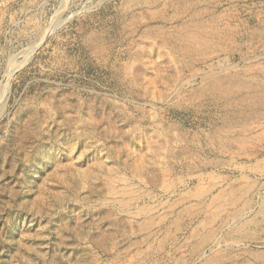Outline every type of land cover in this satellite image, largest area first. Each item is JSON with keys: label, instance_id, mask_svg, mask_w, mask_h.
<instances>
[{"label": "rangeland", "instance_id": "1", "mask_svg": "<svg viewBox=\"0 0 264 264\" xmlns=\"http://www.w3.org/2000/svg\"><path fill=\"white\" fill-rule=\"evenodd\" d=\"M263 148L264 0H0V264H133L126 247L144 232L113 246L108 219L122 217L114 198L142 193L157 206L152 245L173 233L155 264L213 250L220 264H264L251 255L264 254L259 196L230 221L256 225L234 237L229 197L216 216L194 198L240 167L263 194ZM154 167L156 188L142 180ZM183 203L191 222L175 232L166 211ZM205 233L214 242L190 255Z\"/></svg>", "mask_w": 264, "mask_h": 264}, {"label": "bare ground", "instance_id": "2", "mask_svg": "<svg viewBox=\"0 0 264 264\" xmlns=\"http://www.w3.org/2000/svg\"><path fill=\"white\" fill-rule=\"evenodd\" d=\"M123 119L125 121H129L128 118H124ZM114 130V129H113ZM223 130V129H222ZM158 132V131H157ZM163 132V131H162ZM220 132V131H219ZM223 132V131H222ZM133 134V133H131ZM161 134V133H160ZM165 136V134H162ZM172 135V134H171ZM174 135V134H173ZM175 136V135H174ZM168 137V136H167ZM172 137V136H171ZM212 137V136H211ZM160 138V137H159ZM162 138V137H161ZM164 139V138H163ZM172 139V138H171ZM175 139V138H174ZM161 140V139H160ZM168 140V139H167ZM170 140V139H169ZM168 140V141H169ZM176 140V139H175ZM163 141V140H162ZM173 141V140H172ZM261 141V140H260ZM164 142V141H163ZM167 142V141H166ZM165 142V143H166ZM171 142V141H170ZM257 143V142H256ZM260 143V142H258ZM154 144L155 146H158L161 150L162 146L160 145V141H158L156 139V141H154ZM175 144V143H174ZM173 144V145H174ZM263 144V143H262ZM165 145V144H164ZM170 145V144H169ZM260 147V146H259ZM171 148V146H170ZM255 148V147H254ZM224 149V147H223ZM264 149V148H263ZM165 150V149H164ZM220 150V149H219ZM218 150V152H219ZM257 150V149H256ZM169 151V150H168ZM171 151V150H170ZM221 151V150H220ZM165 152V151H164ZM167 152V151H166ZM247 152V151H246ZM170 153V152H169ZM259 153V152H258ZM168 154V153H167ZM242 154H244L242 152ZM240 155V156H243V155ZM251 154V153H250ZM249 155V154H247ZM255 155V154H254ZM261 155V154H260ZM239 156V157H240ZM162 157V156H160ZM163 158V157H162ZM238 158V157H237ZM256 159V158H255ZM260 159V158H259ZM164 160V159H163ZM250 160V159H249ZM263 160V159H262ZM246 161V160H245ZM260 161V160H259ZM163 162V161H162ZM261 162V161H260ZM246 163V162H245ZM262 163V162H261ZM161 164V163H160ZM246 164H249L248 162ZM163 165V163H162ZM240 165V164H239ZM238 165V166H239ZM242 165V164H241ZM262 165V164H261ZM260 165V166H261ZM264 165V164H263ZM259 166V165H258ZM166 167V166H165ZM237 167V166H236ZM240 167V166H239ZM244 167V166H243ZM251 167V166H250ZM252 168V167H251ZM249 168V169H251ZM254 168V167H253ZM262 168V167H261ZM162 169V168H161ZM238 169V168H237ZM240 174H239V178L235 179L236 183L238 184H235V181H227L228 183H225L224 185L225 186H222L220 188L217 189V191L215 193H211L213 190L212 189H209L206 191L205 188L204 190L205 191H201L200 194H195L196 196L194 197L195 200L199 203H206L207 205H210V206H213V208H215L216 213L214 212V214L216 215H219L220 214V211L222 209V202L220 200L221 197L224 198V196H227V198L229 197V202H226V208H229L232 212H231V218L227 221H224L222 227L224 226H228V230L225 232V237H234V236H237V234H240V233H245V234H249L251 231L248 229L249 226L251 225H256L254 222H255V219L254 217H250L248 219H245L244 221L242 222H238L233 224L230 223V221H232L231 219H236L237 217L240 216L241 213H246L248 212L250 209L253 208V204L255 202V197H258L259 196V200L258 202L259 203V209L258 211L259 212H264V193L262 194L260 192V187L258 188L259 186V182L256 183V181H253L249 178V175L246 173V170H243L244 168L240 167ZM260 169V167H259ZM258 169V170H259ZM167 171V169H165ZM261 170V169H260ZM163 171V170H162ZM250 171V170H249ZM253 171H256V170H253ZM264 171V170H263ZM120 172V171H119ZM157 172H160L161 173V170H157V167H154L153 169H150L148 170L147 174L142 177V180L144 181L143 183H148L147 186H151L152 188L153 187H158L159 185V182L158 181V176H157ZM164 172V171H163ZM162 172V173H163ZM161 173V174H162ZM235 174V172H233ZM232 173V175H233ZM262 173V172H261ZM119 174V173H118ZM252 174V173H251ZM259 174V173H258ZM199 175V173H198ZM164 176V174H163ZM218 176V175H217ZM256 176V175H255ZM263 176V175H262ZM141 177V176H140ZM198 177V176H197ZM219 177V176H218ZM230 177V176H229ZM236 176H234L235 178ZM196 178V177H195ZM201 178V176H200ZM232 178V177H231ZM258 178V177H257ZM264 178V177H263ZM210 179V178H209ZM214 179V177H213ZM223 179V178H222ZM228 179V178H227ZM163 180V178H162ZM198 180V179H197ZM109 182H106L108 185H110V187L112 188V181L111 180H108ZM200 181L202 182V180L200 179ZM258 181V180H257ZM142 182V181H141ZM163 182V181H161ZM173 182V181H172ZM219 182V181H218ZM218 182L216 184H218ZM230 182V183H229ZM131 183V182H130ZM169 183V182H168ZM203 183V182H202ZM241 183V184H240ZM159 184V185H158ZM199 184V183H198ZM158 185V186H157ZM220 185V184H218ZM163 186V185H162ZM203 186V185H202ZM129 187V186H127ZM201 187V186H200ZM161 188V187H160ZM172 188H173V185H172ZM199 187H197L198 189ZM202 188V187H201ZM134 189V188H133ZM164 189V188H163ZM196 189V190H197ZM132 190V189H130ZM165 190V189H164ZM195 190V188H194ZM215 191V190H214ZM126 192V191H125ZM192 192V191H191ZM199 192V191H197ZM110 193V192H109ZM195 193V192H194ZM148 194V193H145V194H138L137 196L135 194H127V195H121L117 198H114L113 199V205L115 204L117 206L116 209H119V215H122L121 219H117V218H109V226L110 228L112 229V233H114L115 235H113L112 237L109 236L111 234H109L108 236L111 237L110 240H111V243L110 244H114L116 243L117 244V241H116V238H117V235H121L123 238L125 239H130L129 238V235L131 233H135V232H144L142 237L140 239H135L133 241H129L128 242V245L126 247V250L130 247H135L137 249V252L135 253V256H134V262H132L133 264H155L156 261L158 259H160V257H164V246H165V243L168 242V238L171 236H173L172 234V230H166L164 231V234H162V239L160 238V241L158 242L157 245H152L154 244L152 242V239H151V234L150 232L149 233H146L148 232V230H150V227H152V220H155L154 219V214H155V210L157 208L156 205H151L149 203H146V202H143L144 201V196ZM211 194L212 198H206V197H209V195ZM187 195V193H186ZM192 195V194H190ZM148 196V195H147ZM188 196V195H187ZM220 198H219V197ZM191 197V196H190ZM189 197V198H190ZM188 198V197H187ZM187 198H184V199H187ZM182 198H180V201H181ZM183 199V200H184ZM193 199V198H192ZM209 200L208 203L206 202V200ZM146 200V199H145ZM182 200V201H183ZM179 201V200H178ZM191 202V201H190ZM186 204V203H185ZM205 204V205H206ZM176 204H173V206H169V208H167V212L169 213H172L173 212V215L174 213L176 214L177 213V216L175 218V223H172L175 225V232L177 230H180V228L182 226H186L187 224L184 223L185 221H190L188 218L187 220H184L185 219V216H187V214H189V211H190V207L189 205H182V207L179 209L178 207V211L175 212V206ZM192 205V204H191ZM190 205V206H191ZM199 205V204H198ZM160 206V204H159ZM193 206V205H192ZM237 206H239L238 208H236ZM122 207V209H120ZM197 207V206H196ZM192 208V207H191ZM212 208V209H213ZM203 209V208H202ZM166 210V209H165ZM197 210V208H196ZM113 212H115V209L112 208ZM194 211V210H192ZM201 211V210H200ZM204 211V210H203ZM195 212V211H194ZM207 212V211H205ZM204 212V213H205ZM259 212H256V213H259ZM191 213V212H190ZM203 213V212H202ZM230 213V212H229ZM109 215V214H108ZM115 215V213L113 214ZM126 215V216H125ZM192 215V213H191ZM194 215V214H193ZM214 215V216H216ZM124 216L126 218H124ZM137 216H143L145 217V220L137 225V226H134V225H127V224H130L128 222H130L132 219H134L135 217ZM243 216V215H242ZM110 217V216H109ZM162 217V216H161ZM211 217V216H210ZM240 218V217H239ZM111 219V220H110ZM126 220V221H125ZM207 220V219H206ZM157 221V220H156ZM160 221V220H159ZM191 222V221H190ZM205 222V221H204ZM257 223V222H256ZM203 224V223H202ZM207 224V222H206ZM209 224V223H208ZM127 226H129V228H127ZM207 226V225H206ZM204 227V226H203ZM254 227V226H253ZM256 227V226H255ZM133 228V230L131 229ZM129 229V230H127ZM199 234V233H198ZM203 234V233H202ZM213 234V233H211ZM210 233H205V235H202V236H197V238L194 239V242L192 241L189 242L191 243L190 245V248H189V254L190 255H193V254H196L198 252H200V250H202V247L204 245H206L207 243L209 244L212 240L214 242V236H212ZM107 235V234H106ZM196 236V235H195ZM108 237V238H109ZM137 238V237H136ZM173 238V237H172ZM240 238V236H239ZM134 239V238H133ZM104 242L103 244H99L100 248L102 250H107L109 249V245L108 246H105V244L107 243V236H105V238H103ZM114 240V242H113ZM212 243V242H211ZM115 244V245H116ZM167 244V243H166ZM177 244V243H175ZM174 244V245H175ZM152 245V248L151 249H148V246ZM110 251V250H109ZM108 251V252H109ZM203 251V250H202ZM201 251V252H202ZM249 252V251H248ZM228 253V252H227ZM247 253V252H246ZM112 254V255H111ZM111 257H113L112 259L114 260H119L122 258V254L120 251H117V250H113V252L111 253ZM249 254V253H248ZM247 254V255H248ZM204 255V254H203ZM250 255V254H249ZM251 255L252 257L259 261V262H263L264 263V254L263 252H259V251H253L251 252ZM250 255V256H251ZM158 256V257H157ZM166 257H168V254L165 255ZM201 256V255H200ZM226 256V255H224ZM194 257V256H192ZM203 257V256H202ZM221 258L223 259V257H221L219 254H218V251L216 250H213L211 251V254L207 255L204 260H203V264H220L221 262ZM230 258V257H229ZM162 259V258H161ZM164 260V259H163ZM253 260V259H252ZM158 262V261H157ZM180 262H183V261H180ZM245 262V261H244ZM256 262V261H255ZM161 264V263H160ZM180 264V263H179ZM258 264V263H256Z\"/></svg>", "mask_w": 264, "mask_h": 264}]
</instances>
